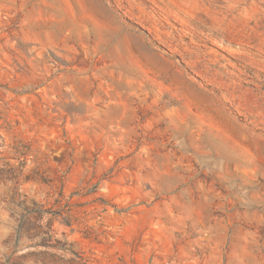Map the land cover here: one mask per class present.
<instances>
[{
    "label": "rangeland",
    "instance_id": "obj_1",
    "mask_svg": "<svg viewBox=\"0 0 264 264\" xmlns=\"http://www.w3.org/2000/svg\"><path fill=\"white\" fill-rule=\"evenodd\" d=\"M179 1L0 0V264H264V0Z\"/></svg>",
    "mask_w": 264,
    "mask_h": 264
},
{
    "label": "bare ground",
    "instance_id": "obj_2",
    "mask_svg": "<svg viewBox=\"0 0 264 264\" xmlns=\"http://www.w3.org/2000/svg\"><path fill=\"white\" fill-rule=\"evenodd\" d=\"M177 1H179V0H177ZM197 1H200V2H203V3H205V4H207L208 5V8H207V10L206 11H204V12H202V13H198L199 14V16H195V15H191V14H189V13H187L186 11H184L181 7H177L178 9H179V11L181 12V14H183V16H185L186 18H188L187 20H189V21H195V22H200V23H207L206 22V20H210V18L211 17H208L207 18V15H209L210 13H214V12H216L215 10H214V8L216 7V4L214 5V3H215V1L216 0H197ZM169 2V1H168ZM170 2H171V0H170ZM180 3H181V0L179 1ZM183 2V1H182ZM176 2L175 1H173V4H175ZM178 3V2H177ZM182 4V3H181ZM184 4V3H183ZM171 6V5H170ZM172 6H174V5H172ZM179 6H180V4H179ZM184 6H185V4H184ZM175 8V7H174ZM169 12V11H168ZM171 14V13H170ZM170 14H169V16H170ZM171 17H172V15H171ZM171 17H169V18H171ZM213 17H214V15H213ZM174 18V17H173ZM176 18H177V16H176ZM213 21H214V18H213ZM194 22V23H195ZM202 25V24H201ZM189 34V33H188ZM188 36H190V34L188 35ZM228 39V38H227ZM234 45V44H233ZM237 46V45H236ZM242 46V45H241ZM243 47V46H242ZM251 48V47H250ZM260 50H262V49H260ZM202 54V53H201ZM200 54V55H201ZM204 54V53H203ZM202 57V56H201ZM201 57H199V58H201ZM204 57H205V55H204ZM207 57V56H206ZM198 58V57H197ZM205 59V58H204ZM203 60V59H202ZM195 61V60H194ZM193 61V62H194ZM197 61H198V59H197ZM196 61V62H197ZM191 62V61H190ZM200 62V61H199ZM202 64H204L205 66L206 65H208V66H217L218 64H216L215 63V61L214 60H212V59H205V61L203 62H201ZM196 64V63H195ZM189 65H190V63H189ZM198 65V64H197ZM200 65V64H199ZM247 65V64H246ZM201 66V65H200ZM205 66H204V68H205ZM207 66V67H208ZM221 66V65H220ZM190 67H191V65H190ZM207 67H206V69H207ZM193 68H194V66H193ZM201 68H203V67H201ZM195 69H196V67H195ZM219 71V70H218Z\"/></svg>",
    "mask_w": 264,
    "mask_h": 264
},
{
    "label": "trees",
    "instance_id": "obj_3",
    "mask_svg": "<svg viewBox=\"0 0 264 264\" xmlns=\"http://www.w3.org/2000/svg\"><path fill=\"white\" fill-rule=\"evenodd\" d=\"M60 196H62V192L60 194ZM69 207V206H67ZM58 218H61L62 221L68 225V226H72V219H73V214L71 210H61L58 211L57 213ZM44 247H47L46 245H44ZM71 255L73 256V258H71L69 260V263L72 262L74 264H89V261L84 257L83 253L80 252H71Z\"/></svg>",
    "mask_w": 264,
    "mask_h": 264
}]
</instances>
